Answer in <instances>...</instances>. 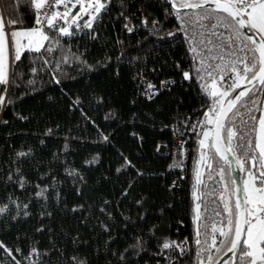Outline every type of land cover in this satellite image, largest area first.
I'll return each mask as SVG.
<instances>
[{"label":"trees","instance_id":"obj_1","mask_svg":"<svg viewBox=\"0 0 264 264\" xmlns=\"http://www.w3.org/2000/svg\"><path fill=\"white\" fill-rule=\"evenodd\" d=\"M1 4L4 17L18 28L34 26L35 5L28 0ZM199 11L180 14L187 12L195 20ZM180 23L167 0H113L94 32H77L60 37V45L53 43L54 51L44 56L47 65L38 54L26 53L13 66L14 83L0 106V206H8L0 214V241L13 250L15 260L0 251V264H198L200 259L207 264L209 254L215 264L228 251L229 240L221 250L223 237L217 232L215 247L202 251L213 235L209 231L208 243H203L204 224L223 227L235 218L234 181L228 164L200 144L220 107L203 86L204 73L195 71L199 65L186 36L177 32ZM32 67L38 71L32 73ZM148 81L157 86L167 81L168 86L149 99L144 93ZM261 87L252 90L255 103L242 98L224 125L225 141V129L236 133L231 144L236 160L241 134L255 144L258 123L250 116L260 117ZM237 109L246 124L233 116ZM197 120L191 134L188 126ZM177 128L189 138L187 152L165 156L161 147L174 145ZM201 154L205 164L197 221L193 193ZM249 157H255L253 171L259 172L256 149L249 148ZM252 163L249 159L246 170L240 168L241 176ZM43 189L44 196L38 197ZM197 228L200 245L195 243ZM138 238L140 247L135 248ZM165 239L187 240L188 256L169 261L156 255Z\"/></svg>","mask_w":264,"mask_h":264},{"label":"snow or ice","instance_id":"obj_2","mask_svg":"<svg viewBox=\"0 0 264 264\" xmlns=\"http://www.w3.org/2000/svg\"><path fill=\"white\" fill-rule=\"evenodd\" d=\"M29 4L35 5L34 11L36 12L34 17V26L24 28L22 30H12L6 32L5 26L14 25L17 22L14 20L0 19V106L5 104V95L8 92V86L14 83L12 77L13 66L21 61L22 56L26 53L38 54L37 59L43 60L44 65H47L49 61L44 58L45 53H52L54 48L51 46L53 43L60 45V37L70 38L77 34L79 31L90 30L95 31L94 24L99 22L103 13L109 10V6L113 4V0H28ZM172 9L177 14V19L181 22L177 28V32L183 33L190 45V51L194 54L195 63L199 66L195 68L197 73L203 72L200 78L204 80L205 77L213 78L219 77L220 80L227 85L224 92L218 93L215 89H210L211 95L217 98V104H220L219 97L229 95V92H234L235 95L227 101L228 111L237 108V104L247 94L252 93V88H243L237 92L236 89L241 87L240 80L246 81L248 84H252L256 81L262 87L259 91H264V0H169ZM80 5L78 11L74 14L72 8ZM214 5V7H212ZM63 6V11L57 9ZM195 8L199 9L197 18L194 20L187 12H183L182 9ZM216 13L226 14L223 17L217 16ZM121 15H124L121 12ZM87 16L88 19H84ZM70 18V20H69ZM128 20V17H124ZM60 21H63L65 25L62 26ZM145 25L148 21H142ZM156 21L152 22L153 27L156 25ZM224 27V31L219 29ZM124 28L128 32H133V27L129 26V23L124 24ZM246 30V31H241ZM251 32L252 34H248ZM227 33V36L225 35ZM169 36L176 35V32H169ZM258 36V39L255 37ZM93 38H95L93 36ZM41 41L48 42L41 43ZM239 41V43H238ZM254 47H250L249 43ZM7 46L9 56L8 63L5 64L4 50ZM21 49L24 51L22 52ZM251 53V55H249ZM256 53L259 55L257 56ZM67 56L64 57L67 62ZM59 63V62H58ZM242 65V67H240ZM38 69L36 67L31 68L32 73H36ZM234 73L235 75H231ZM249 73L251 75L249 76ZM185 79L190 78L188 71L183 72ZM55 79V77H54ZM59 83V80H56ZM28 83L33 84L35 81L29 80ZM165 83V82H162ZM255 87V85H253ZM156 94V85L147 82V88L145 95L151 99ZM252 95H248V103L254 104L255 99ZM247 107V105H241ZM251 112V108L247 109ZM214 114L217 116V132L215 135V143H212L210 147L215 149L217 154L229 153L233 149L231 147L232 140L236 136V133L232 131L231 127L227 128V141L225 147L220 146V122L221 115L226 116L227 112L221 111L219 108L214 110ZM208 113L205 112V116ZM234 117H241V123L246 124L247 121L242 119V115L239 109L233 113ZM251 120L258 122L260 133L264 136V116L256 117L250 116ZM195 127V126H193ZM204 136L207 137L208 133L205 132ZM107 140V137H104ZM203 145V141H200ZM182 147V145H181ZM237 149L240 150V157L237 159V164L241 170H246L244 164L249 159L252 160V166H255V157H249V148L259 149L260 155L264 157V144L259 142L253 145L252 141H245L244 135L239 136L237 143ZM159 151V149H158ZM20 156H25L26 153H19ZM203 155V154H202ZM228 166H231V161L227 159V155H221L220 157ZM130 165V161H127ZM175 167V165H172ZM211 168V165H209ZM120 171V169H117ZM222 172L223 169L221 168ZM249 177L254 180L255 188L253 189L254 195H251L249 189L245 188V197L243 204L237 201L235 207V218L229 219L223 222V227L212 226L209 228L207 223L204 224L205 240L204 244H207V236L209 231L212 235V244L202 249L204 252H208L210 247H215V233L219 232L221 237L229 240L228 252H234L238 249V255L233 260V264H264V165L261 167L259 173H252L251 169H247ZM11 179V177H9ZM199 174L197 173V183H201ZM20 187H24V181H20ZM195 187V185H194ZM46 189H43L36 193L38 197H43ZM212 192L215 191L213 187ZM196 196V193H193ZM200 199V197H196ZM255 203L256 208L244 207ZM27 208V204L23 205ZM246 214L241 219V208ZM258 209V211H257ZM8 210L7 205L0 206V214L6 213ZM225 210L231 215V208L228 204H225ZM215 211V210H214ZM194 212L196 213L195 219H200V205L197 204ZM27 215V213H25ZM216 216L220 215V212H215ZM210 219V217H205ZM243 225H247L245 229ZM202 235L200 228L196 229L195 243L197 245L202 244V240L199 238ZM241 237H243L241 239ZM187 243V240L182 242ZM223 243V241H221ZM135 248L140 247V240L137 239V244L133 245ZM161 251L156 255H163L164 251L176 252L179 249L182 253L188 251L187 248L177 244L175 240H163L159 244ZM0 251L6 252L12 259L15 260L13 250L8 248L2 241H0ZM19 251V250H16ZM36 249L33 248L32 252L36 253ZM127 251V249H126ZM218 251V249H217ZM201 252H197L199 257ZM121 260L125 257L123 254L120 256ZM207 264H212L213 256L209 254L206 258ZM171 260V257H169ZM19 264V261H16ZM77 264H83L82 261H77ZM159 264V261L157 262ZM199 264H204V261H199ZM217 264H220L217 261ZM224 264H227L225 261Z\"/></svg>","mask_w":264,"mask_h":264},{"label":"water","instance_id":"obj_3","mask_svg":"<svg viewBox=\"0 0 264 264\" xmlns=\"http://www.w3.org/2000/svg\"><path fill=\"white\" fill-rule=\"evenodd\" d=\"M167 2L169 3V5L171 6V3L169 2V0H167ZM172 7V6H171ZM214 7V5L212 6ZM191 10H197L195 8H185V9H182V11H191ZM242 31H246V30H242ZM248 34H252L251 32H249ZM256 39H258V36L255 37ZM259 55V54H258ZM253 85H255V87L257 86H261L259 85L256 81H253L252 84H244L242 85L238 90L237 92L241 91L243 88H252V90L255 88L253 87ZM250 94V93H249ZM249 94H247L245 97H247ZM235 95V94H234ZM244 97V98H245ZM230 99V98H229ZM228 99V100H229ZM227 100V101H228ZM227 101L224 103V105L221 107V111L223 112H227V115L226 116H223L221 115L220 118H219V122H220V146L221 147H225L227 146L226 145V141H225V138H224V132H223V128H224V125L226 123V121L228 120L229 116L232 114L233 110L232 109L231 111H228V103ZM216 132H217V116H216V119H215V122H214V125H213V130H212V137H211V144L212 143H215V135H216ZM214 151V153L216 154L217 158L219 160H221L222 162L225 163L224 160H222L220 157L221 155H227V159L229 161H231V166H230V171H231V176H232V179L234 181V201H235V205L237 203V201L241 202V204H243V200H244V191H243V186H242V176H241V171H240V167L238 166L237 164V160L234 156V154L232 152H229V153H220V154H217L215 149H212ZM204 164H205V155L201 154L200 156V160H199V163H198V167H197V171H196V189H195V193H196V196H195V200H196V203H199L200 202V199H196V197H200L199 194H200V184L201 183H197V173L199 174V179L201 181V173H202V170H203V167H204ZM227 164V163H226ZM244 207H251V208H255L253 206H244ZM258 211V209H257ZM246 214L243 212V207L241 208V219L244 218ZM246 226L247 225H243V227L246 229ZM243 237H241L242 239ZM237 253H238V249L234 252H226L223 256H221V258H219V261L220 264H224V262L228 261L229 259L231 260H234L235 257L237 256ZM217 261L215 262V264H217Z\"/></svg>","mask_w":264,"mask_h":264},{"label":"rangeland","instance_id":"obj_4","mask_svg":"<svg viewBox=\"0 0 264 264\" xmlns=\"http://www.w3.org/2000/svg\"><path fill=\"white\" fill-rule=\"evenodd\" d=\"M0 19H4V20H7L5 17H4V14H3V11H2V4H1V0H0ZM9 28H10V31H12V30H22L21 28H18L15 24L14 25H7ZM7 26H5V28L7 27ZM15 27V28H14ZM7 32V31H6ZM41 43H46L45 41H41ZM5 50H6V54H7V61H8V56H9V52H8V48H7V46L5 47ZM21 51L23 52L24 50L23 49H21ZM242 82H243V80H240V84H242ZM203 86L208 90L209 89V93H210V95H211V91H210V89H215V91H217L218 93H220V92H224L225 91V89L227 88V85L226 84H224V82L222 81V80H220L219 79V77H216L215 79H213V78H207V77H205V79L203 80ZM239 89V88H238ZM262 92H264V91H262ZM234 92H229V95H227V96H223V97H219V99H220V104L218 105L217 104V98L216 97H213L212 95V98H213V105L214 106H219L220 107V109H221V107L224 105V103H225V101H226V99H228L232 94H233ZM261 116H264V100H263V102H262V107H261V109H260V117ZM215 117H210V123H211V125H210V127H209V130H207L208 132V136L205 138L206 139V141L205 142H203V146L205 147V148H207V147H210V143H209V139H210V137H211V134H212V129H213V125H214V122H215ZM258 123V122H257ZM257 127H259L258 125H257ZM206 132V131H205ZM225 137H226V141H227V129H225ZM257 142H259V143H261V144H264V136H262L261 135V133H260V129H259V134H258V131H257V138H256V141H255V143H257ZM256 151H257V153H258V160H257V162H258V166H259V172L261 171V167H262V165H264V157H262L261 155H260V150L259 149H256ZM256 163V162H255ZM255 168V166L253 167L252 166V169H251V172L252 173H259V172H254L253 170H255L254 169ZM242 186H243V191H244V196H245V188L247 187L248 189H249V192H250V194L251 195H254V192H253V189L255 188V182H254V180L253 179H251L250 177H249V173H248V171L247 172H245L244 174H243V176H242ZM247 206H253V207H255L256 208V204L255 203H253V204H251V205H247ZM225 213L226 214H229V212L228 211H225ZM199 215H200V213H199ZM227 218H224V220H226ZM218 227V226H217ZM246 228H247V226H246ZM217 234H219V232H217ZM226 240L227 239H225L224 237H223V245L221 246V250H223V249H225V247H226V245H227V242H226ZM212 244V243H211ZM201 260H203L204 261V259H200L199 261H201ZM199 264V263H198ZM204 264H206V262L204 261Z\"/></svg>","mask_w":264,"mask_h":264},{"label":"built area","instance_id":"obj_5","mask_svg":"<svg viewBox=\"0 0 264 264\" xmlns=\"http://www.w3.org/2000/svg\"><path fill=\"white\" fill-rule=\"evenodd\" d=\"M70 8H72L71 5H69ZM81 6L80 5H77L75 8H72V12L73 14L79 10ZM58 11H63V6H60L58 9ZM84 19H88L87 16L84 17ZM70 20V18H69ZM61 25L62 26H68V25H65L63 21H60ZM131 27V25H129ZM15 28V27H14ZM6 31L9 32L10 31V28L7 26L6 28ZM86 31V30H84ZM79 32H83V31H79ZM165 83H162L157 86L156 85V94L160 91V89H165L167 88L168 86V82L167 81H163ZM147 88V85L144 86V93H145V90ZM198 120L195 121L193 124H191L189 127H190V133H193L197 130V127H198ZM195 126V127H193ZM188 142H189V138L184 134L183 130L180 129V128H177L175 130V142H174V145L172 147H168V146H163L161 147V151L162 153L165 155V156H171L173 154H178V153H181V154H184L187 152V146H188ZM182 145V147H181ZM182 178H184V175H182ZM184 242V241H182ZM182 242H179L177 244H180L182 247L184 248H187L188 251L186 253H182L179 249H177L176 252H171L170 250L169 251H164L163 253V257L167 260H169V257H171V260L169 261H176V260H182V259H185L188 254H189V242L187 241L186 244L182 243Z\"/></svg>","mask_w":264,"mask_h":264},{"label":"crops","instance_id":"obj_6","mask_svg":"<svg viewBox=\"0 0 264 264\" xmlns=\"http://www.w3.org/2000/svg\"><path fill=\"white\" fill-rule=\"evenodd\" d=\"M6 31V29H4ZM4 57H5V64L7 65L8 61H7V54H6V50H4ZM258 134H259V127H258Z\"/></svg>","mask_w":264,"mask_h":264},{"label":"bare ground","instance_id":"obj_7","mask_svg":"<svg viewBox=\"0 0 264 264\" xmlns=\"http://www.w3.org/2000/svg\"><path fill=\"white\" fill-rule=\"evenodd\" d=\"M195 122V121H194ZM194 122H192L191 124H193ZM188 123V122H187ZM184 124V123H183ZM186 124V123H185ZM191 124H189V126L191 125ZM183 126V125H182ZM188 126V129H189V131H190V127ZM181 127V126H180ZM187 127V126H186ZM183 129V128H182ZM185 131H186V129H185ZM188 131V132H189ZM196 133V132H195ZM192 134V133H191ZM188 135V134H187ZM179 154V153H178ZM198 204V203H197Z\"/></svg>","mask_w":264,"mask_h":264}]
</instances>
